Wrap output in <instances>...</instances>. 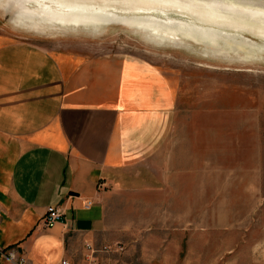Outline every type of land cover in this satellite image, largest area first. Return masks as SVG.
<instances>
[{"label":"crops","instance_id":"crops-1","mask_svg":"<svg viewBox=\"0 0 264 264\" xmlns=\"http://www.w3.org/2000/svg\"><path fill=\"white\" fill-rule=\"evenodd\" d=\"M53 43L0 33V243L34 264H82L90 244L104 262L114 257L113 197L176 188L181 98L148 61ZM53 205L64 218L43 228Z\"/></svg>","mask_w":264,"mask_h":264},{"label":"rangeland","instance_id":"rangeland-1","mask_svg":"<svg viewBox=\"0 0 264 264\" xmlns=\"http://www.w3.org/2000/svg\"><path fill=\"white\" fill-rule=\"evenodd\" d=\"M244 1L264 9V0ZM5 6L0 33L51 48L66 38V50L98 48L148 61L169 75L176 103L181 98L176 188L157 197H113L116 231L107 249L114 257L102 264H264V62L205 57L194 43L187 52L157 47L123 23L93 37L27 33L9 22L13 2Z\"/></svg>","mask_w":264,"mask_h":264},{"label":"bare ground","instance_id":"bare-ground-1","mask_svg":"<svg viewBox=\"0 0 264 264\" xmlns=\"http://www.w3.org/2000/svg\"><path fill=\"white\" fill-rule=\"evenodd\" d=\"M7 1L17 10L9 22L27 33L93 37L123 23L157 47L194 43L205 57L264 62V9L244 0H0V10Z\"/></svg>","mask_w":264,"mask_h":264},{"label":"built area","instance_id":"built-area-1","mask_svg":"<svg viewBox=\"0 0 264 264\" xmlns=\"http://www.w3.org/2000/svg\"><path fill=\"white\" fill-rule=\"evenodd\" d=\"M99 190H103L107 187L103 181L98 182ZM94 204V201L87 199L85 201V207L89 208ZM64 218V212L59 205L49 206L46 213L41 219V226L43 228H53L58 222ZM96 249L92 245L88 244L87 251L85 252L84 259L85 264H102V261L96 256ZM60 264H76L75 261L67 258L61 259ZM0 264H34L33 261L28 258L26 253L22 251L21 247L13 244L10 246H3L0 243Z\"/></svg>","mask_w":264,"mask_h":264}]
</instances>
